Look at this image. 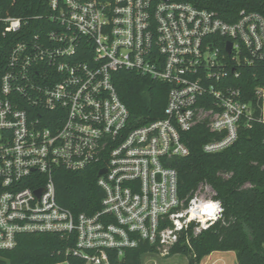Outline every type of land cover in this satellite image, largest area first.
I'll use <instances>...</instances> for the list:
<instances>
[{"label": "built area", "instance_id": "built-area-1", "mask_svg": "<svg viewBox=\"0 0 264 264\" xmlns=\"http://www.w3.org/2000/svg\"><path fill=\"white\" fill-rule=\"evenodd\" d=\"M47 4L44 17L0 15L3 37L43 23L15 43L0 78V252L50 233L73 241L66 255L83 264H111L143 244L163 257L191 246L225 210L208 184L181 198L172 165L190 154L183 134L201 124L214 136L210 155L264 125V86L251 90L248 78L264 79V0L233 23L170 0ZM122 71L170 86L163 118L131 125L114 81ZM94 167L101 210L60 206L55 174ZM209 201L220 210L202 212Z\"/></svg>", "mask_w": 264, "mask_h": 264}, {"label": "trees", "instance_id": "trees-1", "mask_svg": "<svg viewBox=\"0 0 264 264\" xmlns=\"http://www.w3.org/2000/svg\"><path fill=\"white\" fill-rule=\"evenodd\" d=\"M189 3L196 8L213 11L229 23L243 9L257 10L251 3L257 0H170ZM49 14L47 0H0V15L27 20ZM43 23L30 22L22 32L3 37L0 23V78L6 71L7 59L15 43L24 33L35 32ZM248 76L249 89L264 86V79L252 71ZM1 80V79H0ZM117 92L130 112L131 125L141 126L163 118L170 86L133 72L114 74ZM214 136L207 125L185 132L182 142L190 154L175 159L172 165L179 177L181 198L191 197L203 184L210 185L216 199L222 202L223 219L192 238L191 246L177 245L171 255L189 257V263L201 264L205 257L215 252H234L237 264H264V125L257 123L252 131L241 134L236 144L225 151L210 155L204 146ZM57 202L73 214L93 215L101 210L104 194L98 186V170L90 168L80 173L60 170L55 174ZM56 234H33L19 237L13 251L0 252V264H56L69 261L83 264L67 248L74 247ZM156 249L146 244L135 250H126L121 258L110 255L111 264H142L144 256Z\"/></svg>", "mask_w": 264, "mask_h": 264}, {"label": "rangeland", "instance_id": "rangeland-1", "mask_svg": "<svg viewBox=\"0 0 264 264\" xmlns=\"http://www.w3.org/2000/svg\"><path fill=\"white\" fill-rule=\"evenodd\" d=\"M142 264H191L189 257L181 254L163 257L157 253L149 254L143 257ZM201 264H237L236 254L234 252H215L202 261Z\"/></svg>", "mask_w": 264, "mask_h": 264}, {"label": "clouds", "instance_id": "clouds-1", "mask_svg": "<svg viewBox=\"0 0 264 264\" xmlns=\"http://www.w3.org/2000/svg\"><path fill=\"white\" fill-rule=\"evenodd\" d=\"M220 207H219V202H207L205 204H203V206L201 207V211L204 213H207L209 215L213 214L216 211H219Z\"/></svg>", "mask_w": 264, "mask_h": 264}, {"label": "water", "instance_id": "water-1", "mask_svg": "<svg viewBox=\"0 0 264 264\" xmlns=\"http://www.w3.org/2000/svg\"><path fill=\"white\" fill-rule=\"evenodd\" d=\"M163 1H167V0H163ZM231 48V45H229V49ZM105 173V170H103L100 174Z\"/></svg>", "mask_w": 264, "mask_h": 264}]
</instances>
